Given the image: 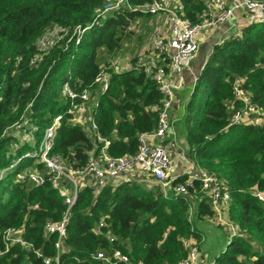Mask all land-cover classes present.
Segmentation results:
<instances>
[{
    "label": "trees",
    "instance_id": "obj_1",
    "mask_svg": "<svg viewBox=\"0 0 264 264\" xmlns=\"http://www.w3.org/2000/svg\"><path fill=\"white\" fill-rule=\"evenodd\" d=\"M106 1L0 0V171L39 145L7 134L12 125L23 123L21 138L33 134L40 142L60 113L63 118L52 153L61 154L76 167L87 163L95 136L73 124V115L68 113L72 99L65 94L64 84L69 82L78 91L91 86L101 66L110 64L107 56L115 55L130 36L131 23L149 14L126 9L111 15L68 48L66 37L45 47L39 43L57 29L87 25ZM152 2L131 0L133 6ZM182 2L191 22L205 18L203 0ZM136 61L137 57L128 70L110 69L108 88L99 95L94 113L97 132L110 140L108 150L116 157L135 154L139 135L158 125L162 94L155 80L135 67ZM239 78L264 116V21H251L241 34L215 45L185 107L182 128L188 152L199 167L225 183L231 194L228 219L240 230L213 264H264V202L254 194V189L264 192V121L230 125V117L243 107L233 89ZM96 87L95 83L90 88L92 96ZM17 143L20 147L14 150ZM35 160L23 157L0 179V252L6 249L5 230L17 228L42 255L15 244L0 253V264H43L45 257L57 253L58 234L47 235L45 224L61 219L67 208L64 197L49 179L39 185L16 180L18 173L34 165L45 172V165ZM200 188L196 181L190 197H165L159 186L149 188L140 181L107 186L98 194L91 187H82L71 209L61 264H104L96 259L101 249L120 251L132 263L178 264L187 258L192 241L200 244L203 240L197 220L215 216L211 197ZM192 205L196 210L190 219ZM103 216L109 226L96 233ZM107 231L118 239L110 242Z\"/></svg>",
    "mask_w": 264,
    "mask_h": 264
},
{
    "label": "built area",
    "instance_id": "obj_2",
    "mask_svg": "<svg viewBox=\"0 0 264 264\" xmlns=\"http://www.w3.org/2000/svg\"><path fill=\"white\" fill-rule=\"evenodd\" d=\"M206 11L202 21L191 22L182 10L169 5L167 0H153L144 6H133L131 0H107L102 7L96 9L94 19L87 25H77L72 30L57 29L49 32L41 39L40 45L45 47L48 43L56 44L66 37V48L70 43L78 44L84 34L95 25L102 24L107 17L125 11L126 9L138 10L146 13H163L166 18L167 27L159 30L151 41V46L146 52L137 57L136 68H141L148 77L157 83V88L162 94L160 105L157 107L159 113L157 127L149 132L139 135V147L133 155L113 156L109 152L110 140L97 132V124L94 120V113L99 105V95L104 93L110 82V69L122 71L118 63L110 62L109 65L101 67L91 86L84 87L81 91L75 90L69 82L64 84V92L72 101L68 113L72 116L73 124L80 125L85 131L95 136V147L84 166L76 167L65 162L59 153H52L55 146L57 128L61 124L63 114L56 115L51 124L45 129L40 142H37L33 134H28L27 139L21 138L23 123L17 122L12 125L7 134L20 137L21 141H31L33 145L39 143L38 148L28 151L24 156L16 159L10 167L0 171V179L5 177L7 171L13 170L23 157L36 158L35 163L42 162L46 171L40 170L37 166H31L17 174L16 180L19 182H32L43 184L47 179L51 180L53 186L60 191L64 197L67 208L58 221H47L45 233L58 234L55 244L57 253L54 257H45L43 264H61V253L64 250V236L71 219V209L76 203L79 191L82 187H91L95 194L103 188L111 186L118 187L122 183L140 181L148 185L151 182L160 187L163 195L168 197L172 194H183L191 196V189H196V181L200 182L201 192H205L211 197L215 218L218 224L229 227L231 235H239L240 230L237 225L228 219V210L231 202V194L224 182L218 180L216 176L207 170L198 167L189 170L187 173L177 174L176 165L169 154L166 138L176 139V131L173 128V108L178 99V94L184 89L186 78L185 73L192 69L193 60L197 57L200 39L206 32L221 23L236 24V10L248 11L254 15V19L259 22L264 21V1L263 0H203ZM59 35V37H57ZM57 37V38H56ZM120 67V68H119ZM133 67L131 64L130 69ZM96 83V95L92 96L90 88ZM235 99L243 103V107L230 117L231 124L242 123H262L263 113L258 105L252 102L251 95L242 87L241 79H236L233 84ZM258 120V122H257ZM14 150L20 147V143L15 144ZM197 165V164H196ZM47 175L49 177L47 178ZM182 176H186L183 181H176ZM154 180V181H153ZM254 194L264 202V192L254 189ZM195 213L194 205L190 207V219ZM107 216H103L97 226L96 233H103L104 227H108ZM105 236L114 242L118 237L111 231H107ZM4 240L7 252L11 246L20 244L29 250L33 249L38 256L42 253L34 249L31 242L23 236V230L8 228L4 232ZM190 251L184 260L178 264H206L198 244L195 241L190 243ZM96 259L104 264H118L124 261L128 264H143L142 262L132 263L129 257L120 251L107 252L100 250L96 254Z\"/></svg>",
    "mask_w": 264,
    "mask_h": 264
},
{
    "label": "rangeland",
    "instance_id": "obj_3",
    "mask_svg": "<svg viewBox=\"0 0 264 264\" xmlns=\"http://www.w3.org/2000/svg\"><path fill=\"white\" fill-rule=\"evenodd\" d=\"M155 16L156 15H150V16L141 17L138 20H134L131 23L132 26L131 29L133 31H131L130 36H128L124 40L122 47L115 55L111 57L107 56V62H115V60L116 61L120 60L118 64L120 65V67H123V69H125V65H127L134 58L141 55L143 52H146L147 49H149L151 46V39L153 37V34L150 35L152 32L151 26L155 20ZM250 19L252 20L253 18ZM57 37H59V35ZM103 63H106V61ZM188 85L190 87L183 89L182 90L183 92L180 93L179 96L181 103L179 104L178 107L175 108L173 113V119L175 120V123H173V128L177 134L176 139L172 137L166 138V144L169 149V154L172 157L175 164L177 163V157L176 155L173 156V152L176 153L177 155H181L182 153L181 148L183 145V137L185 136V131L181 126L186 116L185 107L190 100V95L194 87L191 86L192 84L190 79L189 80L186 79L185 87H187ZM27 138L28 135L26 134L24 139ZM28 142L32 143L31 141ZM187 149H188L187 146H185L186 151H188ZM149 182H150L149 184H151V186L147 184L149 188L156 186L155 181L154 183L151 181ZM194 209L196 210L195 206ZM203 220H207V221H203ZM215 221H216L215 216L212 217L210 221H208V219H202V221L197 220V227L200 230H202L205 236V239H203V241H201V243L198 244V248H199V252L201 253V258L205 260L204 262L206 264H212L214 262V258L218 254H220L225 248H227L229 241L233 237L231 235V231L228 226L224 224H218Z\"/></svg>",
    "mask_w": 264,
    "mask_h": 264
},
{
    "label": "crops",
    "instance_id": "obj_4",
    "mask_svg": "<svg viewBox=\"0 0 264 264\" xmlns=\"http://www.w3.org/2000/svg\"><path fill=\"white\" fill-rule=\"evenodd\" d=\"M229 1L231 3H233V0H229ZM167 2L169 3L170 6L177 7L178 9L182 10V12L185 14L184 5H183L182 0H167ZM143 13H146V12H143ZM148 14H149V16L150 15H156L155 20L151 26L152 32L150 34V35L153 34V37H154L155 34L159 30H163V29H165V27H167L166 18H165V15L163 13H156V14L148 13ZM235 16H236V19H235L236 24L221 23V24L213 27V29L210 30L209 32H206L205 34H203V36L201 37L200 47H199L197 57L193 60L192 65H191L192 69L185 73V78L188 80L190 79L191 84H192L191 86H195L197 79L200 75V72L202 71V69L204 67V64H205L207 58L213 52L214 46L217 43L222 42L224 39L228 38L229 36H231L233 34H241L242 28L246 24L255 20L254 15L252 13H249L248 11L236 10ZM250 18H253V19L251 20ZM131 28H132V26L130 27V30L133 31ZM150 35H149V37H150ZM153 37H152V39H153ZM152 39H151V41H152ZM119 61L120 60H117V61L115 60V63H119ZM131 62L132 61H130L127 65H125V69H122V71L130 69V66L132 64ZM188 87H190V86L189 85L187 87L184 86V89H186ZM181 92H183V91H181ZM192 92H193V90H192ZM180 103H181V101H180V96H179L178 101H176V103L174 105L175 107L173 108V113H174L175 108L178 107ZM257 122H258V120H257ZM185 146H187V148H188L187 150L189 151V145L187 143L186 137L184 136L183 137V145L181 148V152H182L181 155H177L176 153L173 152V156L176 155V157H177V163L175 164L176 165L175 170H176L177 174L187 173L189 170H194L195 168L197 169L199 167L198 165H196L195 160L192 159L189 152L185 150ZM210 219H212V218H208V221H210ZM203 221H207V220H203ZM203 239H205V236H203Z\"/></svg>",
    "mask_w": 264,
    "mask_h": 264
},
{
    "label": "clouds",
    "instance_id": "obj_5",
    "mask_svg": "<svg viewBox=\"0 0 264 264\" xmlns=\"http://www.w3.org/2000/svg\"><path fill=\"white\" fill-rule=\"evenodd\" d=\"M254 21H256V20H254ZM148 186V185H147ZM149 187V186H148Z\"/></svg>",
    "mask_w": 264,
    "mask_h": 264
}]
</instances>
